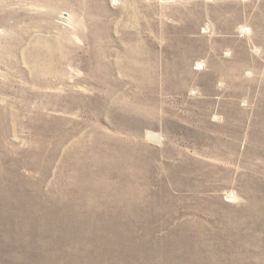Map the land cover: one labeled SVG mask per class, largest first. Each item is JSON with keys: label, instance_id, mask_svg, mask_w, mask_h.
Masks as SVG:
<instances>
[{"label": "rangeland", "instance_id": "rangeland-1", "mask_svg": "<svg viewBox=\"0 0 264 264\" xmlns=\"http://www.w3.org/2000/svg\"><path fill=\"white\" fill-rule=\"evenodd\" d=\"M0 264H264V0H0Z\"/></svg>", "mask_w": 264, "mask_h": 264}, {"label": "bare ground", "instance_id": "bare-ground-1", "mask_svg": "<svg viewBox=\"0 0 264 264\" xmlns=\"http://www.w3.org/2000/svg\"><path fill=\"white\" fill-rule=\"evenodd\" d=\"M157 137H158V135H157Z\"/></svg>", "mask_w": 264, "mask_h": 264}]
</instances>
